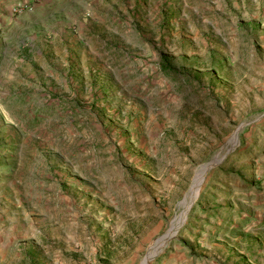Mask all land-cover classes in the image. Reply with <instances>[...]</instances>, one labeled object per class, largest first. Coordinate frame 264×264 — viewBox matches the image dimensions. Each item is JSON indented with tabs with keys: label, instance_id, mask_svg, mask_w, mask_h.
I'll return each mask as SVG.
<instances>
[{
	"label": "rangeland",
	"instance_id": "1",
	"mask_svg": "<svg viewBox=\"0 0 264 264\" xmlns=\"http://www.w3.org/2000/svg\"><path fill=\"white\" fill-rule=\"evenodd\" d=\"M40 1L0 0V264H264V0Z\"/></svg>",
	"mask_w": 264,
	"mask_h": 264
},
{
	"label": "water",
	"instance_id": "2",
	"mask_svg": "<svg viewBox=\"0 0 264 264\" xmlns=\"http://www.w3.org/2000/svg\"><path fill=\"white\" fill-rule=\"evenodd\" d=\"M253 121H255V120H253ZM248 123H250V122H248ZM248 123L240 124V125L237 127L236 131L239 130L240 128H242L243 126H245V125L248 124ZM236 131H235V132H236ZM227 154H228V152H226V153L222 156L220 162H222V161L224 160V158L226 157ZM220 162H219V163H220ZM219 163H218V164H219ZM207 164H208V163L204 164L203 166L205 167ZM206 171H207V169H204L203 176H204V174L206 173ZM203 176H202L201 179H200V182H199V184H198V187H199L200 184L203 182ZM198 189H199V188H198ZM196 197H197V196H196ZM191 205H192V203L189 205L188 210H189V208L191 207ZM187 212H188V211H187ZM187 212H186V213H187Z\"/></svg>",
	"mask_w": 264,
	"mask_h": 264
},
{
	"label": "built area",
	"instance_id": "3",
	"mask_svg": "<svg viewBox=\"0 0 264 264\" xmlns=\"http://www.w3.org/2000/svg\"><path fill=\"white\" fill-rule=\"evenodd\" d=\"M14 11L16 12H23V13H27V12H32L33 11V7L27 4L24 5H18L16 6V9H14Z\"/></svg>",
	"mask_w": 264,
	"mask_h": 264
},
{
	"label": "bare ground",
	"instance_id": "4",
	"mask_svg": "<svg viewBox=\"0 0 264 264\" xmlns=\"http://www.w3.org/2000/svg\"><path fill=\"white\" fill-rule=\"evenodd\" d=\"M212 166H211V163H209V164H207L204 168L205 169H210ZM192 192H193V190H192ZM188 209V208H187ZM183 222V221H182ZM181 225V224H180ZM176 232V231H175ZM175 233H174V231L173 232H171V233H169V234H167L166 236H164V237H162V238H160V240H159V242H161V244H163L166 240H168L169 238H171L173 235H174ZM160 244V245H161ZM159 246V245H158ZM157 246V247H158ZM156 247V248H157ZM155 248V249H156ZM150 256V255H149Z\"/></svg>",
	"mask_w": 264,
	"mask_h": 264
},
{
	"label": "crops",
	"instance_id": "5",
	"mask_svg": "<svg viewBox=\"0 0 264 264\" xmlns=\"http://www.w3.org/2000/svg\"><path fill=\"white\" fill-rule=\"evenodd\" d=\"M3 1H6V0H3ZM56 2H58V1H56ZM44 3H47V1H45V0H43V1H40V2H38L37 4H34V5H32V7L34 8H37V7H39V9H43L42 8V6L44 5ZM47 8V7H46Z\"/></svg>",
	"mask_w": 264,
	"mask_h": 264
}]
</instances>
